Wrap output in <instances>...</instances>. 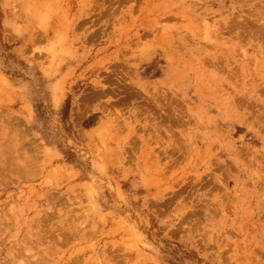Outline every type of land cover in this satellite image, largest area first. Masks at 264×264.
I'll list each match as a JSON object with an SVG mask.
<instances>
[{
    "label": "rangeland",
    "instance_id": "1",
    "mask_svg": "<svg viewBox=\"0 0 264 264\" xmlns=\"http://www.w3.org/2000/svg\"><path fill=\"white\" fill-rule=\"evenodd\" d=\"M0 264H264V0H0Z\"/></svg>",
    "mask_w": 264,
    "mask_h": 264
},
{
    "label": "trees",
    "instance_id": "2",
    "mask_svg": "<svg viewBox=\"0 0 264 264\" xmlns=\"http://www.w3.org/2000/svg\"><path fill=\"white\" fill-rule=\"evenodd\" d=\"M87 124V123H86Z\"/></svg>",
    "mask_w": 264,
    "mask_h": 264
}]
</instances>
